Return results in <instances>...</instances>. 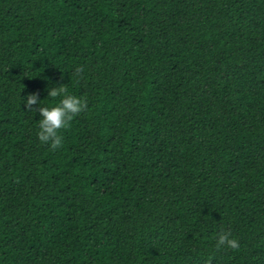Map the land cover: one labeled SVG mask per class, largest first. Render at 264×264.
Here are the masks:
<instances>
[{
    "label": "trees",
    "instance_id": "obj_1",
    "mask_svg": "<svg viewBox=\"0 0 264 264\" xmlns=\"http://www.w3.org/2000/svg\"><path fill=\"white\" fill-rule=\"evenodd\" d=\"M0 264H264V0H0Z\"/></svg>",
    "mask_w": 264,
    "mask_h": 264
},
{
    "label": "clouds",
    "instance_id": "obj_2",
    "mask_svg": "<svg viewBox=\"0 0 264 264\" xmlns=\"http://www.w3.org/2000/svg\"><path fill=\"white\" fill-rule=\"evenodd\" d=\"M75 71L79 75L83 70L78 67ZM64 85H53L46 89L47 97L53 100L50 105L42 104L44 99H39L38 93H28L26 99L23 97L25 108L29 111H38L40 114V118L37 120V138L54 149L63 143L60 130L67 128L73 117L87 106L84 97L70 93ZM215 247L217 249L222 247L237 249L239 240L229 232L221 231L218 234Z\"/></svg>",
    "mask_w": 264,
    "mask_h": 264
}]
</instances>
